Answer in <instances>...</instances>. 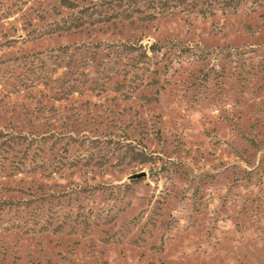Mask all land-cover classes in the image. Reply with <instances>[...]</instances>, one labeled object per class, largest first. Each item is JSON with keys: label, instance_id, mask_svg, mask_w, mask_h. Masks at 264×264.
<instances>
[{"label": "rangeland", "instance_id": "1", "mask_svg": "<svg viewBox=\"0 0 264 264\" xmlns=\"http://www.w3.org/2000/svg\"><path fill=\"white\" fill-rule=\"evenodd\" d=\"M0 264H264V0H0Z\"/></svg>", "mask_w": 264, "mask_h": 264}]
</instances>
